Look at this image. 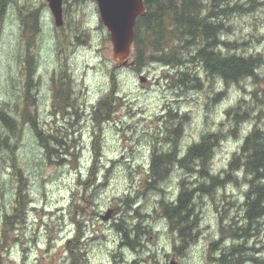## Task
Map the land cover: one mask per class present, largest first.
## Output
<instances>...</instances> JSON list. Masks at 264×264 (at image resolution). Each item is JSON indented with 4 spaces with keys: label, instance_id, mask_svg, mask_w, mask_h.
<instances>
[{
    "label": "rangeland",
    "instance_id": "1",
    "mask_svg": "<svg viewBox=\"0 0 264 264\" xmlns=\"http://www.w3.org/2000/svg\"><path fill=\"white\" fill-rule=\"evenodd\" d=\"M235 2L244 10L227 18L231 30L223 32V39L237 46H224L222 51L259 58L258 82L248 78L225 83L200 69L199 62L190 63L191 71L200 76V87L180 84L179 67L153 63L137 71L130 63L132 56L128 64L119 63L96 0H79L71 6L61 27L55 24L47 0L13 2L0 35V98L12 107L21 104L30 61L35 79L33 110L48 134L64 139L68 152L53 141L58 150L50 161L31 127H24L15 156L30 202L25 221L16 223L3 241L2 221L13 210L18 180L10 167L11 153L0 151V264H73L67 242L77 233V221L84 231L80 251L89 253L88 262L94 264H122L118 256L126 263L137 258L143 264L142 259L152 258L154 264H169L174 258L178 264H220L210 259L219 250L209 251L219 239L223 240L218 247L244 246L241 264H264V217L251 224L249 237L236 239L226 232L234 219L241 228L247 225L242 203L249 176L244 169L238 168L212 193L196 199L200 233L182 253L177 249L180 238L170 230L160 201L177 197L183 173L174 170L162 185L165 192L146 186L152 152L169 148L167 127L179 121L177 116L184 120L180 150L199 142L203 134L217 133L210 169L221 177L245 135L255 125L264 129V0H231V5ZM26 5L40 12L34 35L27 27L29 18L23 16ZM64 72L71 87L69 104L56 97L55 83L64 79ZM113 83L120 106L114 119L102 127L95 183L85 188L80 181L89 177L95 160L93 139L99 133L92 120L93 107ZM255 90L260 99L253 98ZM243 98L255 111L235 136L226 110ZM74 154L78 169L73 166ZM109 209L113 212L106 220L102 215ZM120 217L133 237L139 233L141 246L126 243L116 226Z\"/></svg>",
    "mask_w": 264,
    "mask_h": 264
},
{
    "label": "trees",
    "instance_id": "2",
    "mask_svg": "<svg viewBox=\"0 0 264 264\" xmlns=\"http://www.w3.org/2000/svg\"><path fill=\"white\" fill-rule=\"evenodd\" d=\"M14 1L0 0V35ZM77 2L79 0H64V14H68L69 8ZM144 4L146 12L138 17L135 26L131 62L135 70L141 71L153 63L179 67L181 68V75L178 78L180 84L200 87V76L196 72H192L189 67L190 63L199 62L200 69L205 70L210 76L220 77L225 83H238L248 78H254L258 82L259 58L246 57V55L237 53L228 54L222 51L224 46L231 48L237 46V43L223 39V32L231 30L227 24V18L236 10H244L241 4L235 2L231 5V0H144ZM22 7V11H28L23 16L29 18L27 27L34 35L38 30L36 17L39 9L30 5ZM80 28L79 25L76 27V33L80 31ZM66 77L68 78L64 72L65 80L62 79L60 83L56 82L55 88L56 97L60 103L69 104L71 87ZM190 81L193 82L192 85H190ZM34 84V71L29 61L21 104L18 103L12 107L10 103H6L0 98V151L11 153L10 167L13 168V173L18 180L13 210L11 213H6L2 221L3 241L9 239L10 231L16 223L25 221L30 202L28 184L23 169L18 165L15 156V149L19 146L24 127L26 125L31 127L45 151V156L50 161H52V152L58 150L52 145L53 141L56 146L62 147L68 152L64 139L58 135L48 134L41 125L37 112L33 110L36 101V96L32 91ZM115 88L113 83L109 91L93 107L92 120L99 133L93 139L95 160L89 171V177L80 181L85 188H89L91 184L95 183L97 161L101 156L102 127L114 119L120 106L118 102L120 96L115 93ZM256 97L258 96L255 90L253 98L256 99ZM243 101L245 102L244 98L238 105L226 110L230 129L235 136L242 123L249 120L255 111L253 105L248 102L244 104ZM170 114L172 113L170 112ZM172 115L175 116V114ZM176 119L179 121H176L174 126L170 124L167 127L169 135H166L165 139L169 143V148L165 151L155 148L152 152L146 186L162 192L164 190L162 185L168 182L175 169L183 173L179 181L177 197L171 201H167L165 198L160 201L164 216L169 221L170 230L180 238V245L177 246L178 251L182 253L183 249L195 242L199 236L200 216L196 199L202 194L212 193L215 184H223L229 180L233 176L232 172L238 168L244 169L246 175L249 176V189L246 196L248 207L245 209L247 225L241 228L237 225V220L234 219V222L228 225L226 232L236 239L242 235L245 238L249 237L251 224L264 217V129L255 125L245 135L239 151L233 155L222 179L220 174H214L210 169L218 137L206 135L202 142H196L180 150L179 139L183 131L184 120L180 116H177ZM74 155L73 166L78 169L80 168L79 162L76 159V154ZM207 179L210 181L205 182ZM122 223H124V218L120 217L116 226L124 234L128 244L132 247L141 246L138 241L139 233H135L136 237H133L131 227L129 225L125 227ZM259 227L258 224V231ZM80 235L81 230L68 240L67 246L70 254L80 251L77 244ZM222 240H215L210 244V252L219 250L218 255L210 259L216 260L220 264H241L244 258L241 254L244 246L232 244L226 248L218 247ZM257 251L259 250L257 249Z\"/></svg>",
    "mask_w": 264,
    "mask_h": 264
},
{
    "label": "water",
    "instance_id": "3",
    "mask_svg": "<svg viewBox=\"0 0 264 264\" xmlns=\"http://www.w3.org/2000/svg\"><path fill=\"white\" fill-rule=\"evenodd\" d=\"M100 12V19L110 34L113 45V57L126 64L132 54L135 37V26L139 16L146 12L144 0H96ZM49 9L53 14L55 24H64V0H47ZM145 76L141 80L145 81ZM111 213L103 216L109 219ZM176 264V262H171Z\"/></svg>",
    "mask_w": 264,
    "mask_h": 264
},
{
    "label": "flooded vegetation",
    "instance_id": "4",
    "mask_svg": "<svg viewBox=\"0 0 264 264\" xmlns=\"http://www.w3.org/2000/svg\"><path fill=\"white\" fill-rule=\"evenodd\" d=\"M218 132V134H219V131H217ZM217 133L216 132H209V133H206V134H203L202 135V137H201V139H200V141L202 142L203 141V138L206 136V135H211V136H213V137H215V136H217L216 135ZM196 142H193V143H191L190 145H188V146H191V145H193V144H195ZM218 145V142H216V144H215V148H216V146ZM214 174H216V173H214ZM220 176V175H219ZM220 178H224V176L223 177H221L220 176ZM210 180L209 179H207L205 182H209ZM218 185H221V184H218ZM217 184H215V187L216 186H218ZM246 196H247V193H245V195H244V202L242 203L243 205V208L244 209H246L247 207H248V204H247V200H246ZM108 212H110L111 214H112V212H113V209H109L107 212H106V214L108 213ZM104 215H102V217H103ZM168 221V220H167ZM169 222V221H168ZM77 233H78V231L79 230H81L82 228H81V222L80 221H77ZM169 226H170V224H169ZM83 234H84V231H82L81 230V235L79 236V238H78V243H79V245H80V237H83ZM138 241H139V239H138ZM140 242V241H139ZM125 243V242H124ZM127 244L129 243V242H126ZM140 244H142V242H140ZM80 247V250H81V245L79 246ZM87 254H89V253H83L82 251H78V252H75L74 254H71L72 256H74L73 258H74V260H73V264H94V263H91V262H88V259H89V257L88 256H86ZM115 256V255H114ZM119 257V260H122V264H141L142 262H140V261H138V260H136L137 258H134L131 262H128V263H126V262H124V259H123V257L122 256H118ZM115 259H116V256H115ZM144 260V262H143V264H154L153 263V261H152V258H146V259H142V261ZM149 260H151V262L149 261ZM171 262H176V264H178L177 263V261L174 259V258H171V261H170V263L169 264H171ZM120 264V263H119ZM157 264V263H156Z\"/></svg>",
    "mask_w": 264,
    "mask_h": 264
},
{
    "label": "bare ground",
    "instance_id": "5",
    "mask_svg": "<svg viewBox=\"0 0 264 264\" xmlns=\"http://www.w3.org/2000/svg\"><path fill=\"white\" fill-rule=\"evenodd\" d=\"M178 48V47H177ZM218 48V47H217ZM207 51V50H206ZM216 65V64H215ZM214 70V69H213ZM212 145V144H211ZM263 176V175H262ZM248 219V218H247Z\"/></svg>",
    "mask_w": 264,
    "mask_h": 264
}]
</instances>
